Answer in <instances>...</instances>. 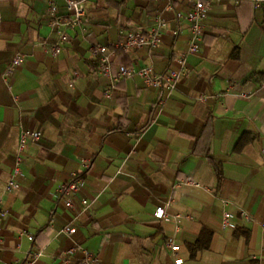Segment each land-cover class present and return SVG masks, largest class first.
Masks as SVG:
<instances>
[{
    "label": "crops",
    "instance_id": "1",
    "mask_svg": "<svg viewBox=\"0 0 264 264\" xmlns=\"http://www.w3.org/2000/svg\"><path fill=\"white\" fill-rule=\"evenodd\" d=\"M84 4L82 21L65 28L52 24L67 15L64 0H0V264L29 251L41 253L35 264H264V0H211L199 49L168 95L115 77L120 65L179 69L190 29L176 13L190 4ZM159 21L158 46L119 47L127 30ZM27 129L42 136L19 150ZM73 172L85 184L68 207L58 189ZM13 179L20 186L8 190ZM199 241L207 247L193 252Z\"/></svg>",
    "mask_w": 264,
    "mask_h": 264
},
{
    "label": "built area",
    "instance_id": "2",
    "mask_svg": "<svg viewBox=\"0 0 264 264\" xmlns=\"http://www.w3.org/2000/svg\"><path fill=\"white\" fill-rule=\"evenodd\" d=\"M65 7L67 10V15L64 18H56L53 20V25H58L59 23L64 25L65 28L78 25L83 17L85 16V0H64ZM170 3L174 2H188L190 8L186 11H179L176 13L178 18L185 19L189 24L190 29V38L186 49L180 51L176 56V61L179 65V69L170 70L163 73L154 72L150 66H144L139 68L127 67L125 65H120L118 67V72L115 78H128L132 76L140 77L147 86L155 87L159 90H166L167 95L175 88L176 82L179 79L182 69L185 67L186 59L189 54L196 53L199 49V41L203 35V20L206 17L207 6L211 0H168ZM50 11L52 14H56L57 7L54 4H51ZM164 25L163 21H159L157 26L151 28L147 31L141 29H132L127 30L121 41L119 42V47L123 49L130 48H141L149 47L154 48L161 43V34L159 28ZM173 34H177V31L174 30ZM59 39L65 41L68 39L66 31H62L59 34ZM55 53L60 51L59 44L56 43L53 46ZM94 53L99 54V64L98 68L101 72L109 73L111 70L110 62V53L105 47L98 46L94 48ZM21 56H15L12 60L11 67L22 62ZM166 96H161L158 99V106L161 108L167 99ZM42 136L40 130H23L19 135L18 149L22 150L26 143L31 140H39ZM81 165L84 169L89 168L90 160L82 159ZM20 173L18 164H16L13 176H16ZM85 184V178L78 172H73L71 178L60 185L58 191L59 194L65 198V205L70 207L72 206V196L78 192ZM19 183L13 180H10L7 183L6 188L16 189L19 188ZM84 208L89 205V201L84 199L82 200ZM165 214L164 207L162 205L157 206L154 212L155 217L162 218ZM244 216L247 214L242 212ZM8 215V211L0 208V221L2 218ZM232 214L229 212H224L222 217L223 225L233 227L234 223L231 220ZM1 228V226H0ZM65 232L71 234L75 231V227L67 226ZM28 238L32 240V236L28 235ZM1 239V238H0ZM41 255L38 251H29L26 255L25 261L21 264H35L36 260ZM15 264V263H9ZM80 264H101L99 260L87 257L80 261Z\"/></svg>",
    "mask_w": 264,
    "mask_h": 264
},
{
    "label": "trees",
    "instance_id": "3",
    "mask_svg": "<svg viewBox=\"0 0 264 264\" xmlns=\"http://www.w3.org/2000/svg\"><path fill=\"white\" fill-rule=\"evenodd\" d=\"M259 76H260L261 80L264 79V73H261ZM202 247H207V245H202V244H200V241H199L195 246H193L192 250L194 252L197 249H201ZM251 264H256V262H252Z\"/></svg>",
    "mask_w": 264,
    "mask_h": 264
}]
</instances>
